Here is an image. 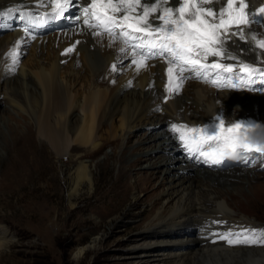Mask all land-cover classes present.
I'll return each mask as SVG.
<instances>
[{"label":"bare ground","instance_id":"1","mask_svg":"<svg viewBox=\"0 0 264 264\" xmlns=\"http://www.w3.org/2000/svg\"><path fill=\"white\" fill-rule=\"evenodd\" d=\"M180 2L140 0L142 6L159 3V8L149 16L154 26L162 23L158 17L164 8L175 9ZM241 2L245 5V21L259 17V26L245 22L228 28V32L235 34L228 36L223 50L234 59L209 56L201 61L208 65L230 64L233 71L198 66L202 73L198 74L187 65L182 66L183 70L176 64L170 65L167 54L149 55L147 48L133 47L139 43L137 40L129 39L125 43L118 35L119 28L114 29L115 39L102 28H89L84 24V8L92 0H74V3L58 0L64 13L76 12L67 24L54 18L53 0H0V99L6 102L10 112L15 109L33 115L35 133L48 139L58 156L70 157L73 153L79 158L80 153L75 149L85 147L94 156L105 144L114 152L118 150L121 175L142 158L163 156L161 162H155L158 166L174 163L176 159L171 155L180 148V136L187 138L189 129L219 123L217 117L224 120L225 126L252 122L256 127L246 133L264 137V90H249L254 79H244L247 70L242 71L238 64L240 61L264 70V47L260 46L264 43V16L259 11L264 8V0H235L234 14L239 12ZM227 4L228 0H209L201 2L200 7L213 9L218 23L220 9ZM136 13L142 15L143 7L132 15ZM117 15L122 17L124 12ZM174 15L178 17L179 13ZM88 16L96 22L91 10ZM69 48L73 50L66 52ZM142 56L147 59L140 66ZM256 73L257 78L264 75V72ZM173 124L178 126L177 131L172 130ZM184 128L187 130L183 131ZM140 130H144L143 143L151 144L140 149L141 156L125 164L130 155L125 149ZM154 142L166 144L158 147ZM137 150L130 152L137 154ZM185 156L188 163L180 164L176 175L188 170L197 180L183 182L172 177L164 185L158 206L146 225L147 229H153L149 236L154 239L143 242L144 250L133 252L132 256L142 258L147 264L152 260L157 264H264V246H227L248 230L250 224L251 228L256 227L253 220L232 212L224 198L223 193L240 194L242 184L238 188L216 190L210 182L214 178L235 179L237 170L222 174L206 168L193 169L197 160ZM230 160L234 161L225 162ZM173 169L164 167L161 172L166 174ZM240 178L245 179L242 183L246 182L248 189L253 186L248 171ZM83 182L92 184V174L80 159L71 195ZM231 189L236 191L230 193ZM165 231L170 233L167 237L170 240L162 239ZM4 236L0 231V239ZM168 240L179 244L165 251L153 244Z\"/></svg>","mask_w":264,"mask_h":264},{"label":"rangeland","instance_id":"2","mask_svg":"<svg viewBox=\"0 0 264 264\" xmlns=\"http://www.w3.org/2000/svg\"><path fill=\"white\" fill-rule=\"evenodd\" d=\"M75 14V11L65 12L59 19L67 24ZM34 120L29 112L15 109L10 112L6 102L0 99V231L5 234L0 239L3 242L0 264H147L132 253L144 250L143 242L154 239L149 236L153 229H147L146 225L158 206L161 190L172 177L183 182L197 180L188 170L176 175L178 166L188 163L181 149L171 155L176 159L172 164L155 165L163 156L142 158L121 175L118 150L114 152L105 144L94 156L86 147L75 149L80 153L79 158L73 153L70 157L58 156L48 139L37 136ZM143 134L144 130L136 131L130 139L125 149L130 155L125 164L141 156V148L150 146L151 143H143ZM251 136L264 139L260 135ZM154 143L158 147L166 144ZM134 148L138 149L137 154L130 152ZM244 158L214 166H203L197 161L193 169L206 168L222 174L237 170L235 179L210 180L212 187L225 190L242 184L240 194L223 193L224 198L232 212L253 220L255 226L261 227L258 231H263L264 156L246 154ZM80 159L92 174V184L81 183L71 195ZM171 166L174 168L171 172H161ZM245 171L252 179L250 189L246 182L242 183L245 179L240 178ZM169 234L163 232L162 239L170 240ZM244 236L259 239L261 233L253 237L248 230ZM169 240L153 244L162 251L179 244Z\"/></svg>","mask_w":264,"mask_h":264},{"label":"snow or ice","instance_id":"3","mask_svg":"<svg viewBox=\"0 0 264 264\" xmlns=\"http://www.w3.org/2000/svg\"><path fill=\"white\" fill-rule=\"evenodd\" d=\"M69 2L74 3V0H69ZM163 2L167 3V0H163ZM201 2H209V0H181L179 6L175 9L164 8L158 17L162 23L154 26L149 22V16L159 8V3L142 6L140 0H118L117 3H114L113 0H92V3L84 8V24L89 28H102L111 39H115L117 35L114 29L119 28L118 35L124 38L125 43L129 39L137 40L139 43L133 45V47L147 48L149 55L167 54L171 58L170 65L176 64L181 67V70H183V65H187L190 69L196 70L198 74H202L199 73V67H204L206 70L215 68L221 69L223 72H232L233 65L215 62L208 65L201 64V61L207 60L209 56H224L228 59H234L235 57L223 50V45L227 42L228 36L235 34L228 32V28L245 22L260 23L261 18L254 17L251 21H245V5L241 2L239 12L234 14L233 4L235 0H228L227 6L220 9V19L217 23L215 20L216 12L213 9L201 8ZM53 6L56 9L54 18H61L64 13L63 6L58 3V0H53ZM139 7H143V14L136 13V15H132ZM89 10H91V17L96 21L95 23L89 19ZM121 11L124 12L122 17L117 15ZM259 11L264 16V8ZM174 13H179V16L176 17ZM225 13H227L228 19H225ZM207 17L213 19L209 20ZM221 29H224V32H221ZM94 34L100 35L102 33L96 32ZM260 46L264 47V43H261ZM72 50V48H69L65 51ZM121 51H124V49L122 48ZM145 59L147 57L142 56L139 62L140 66H143ZM238 64L242 71L247 70L249 73L264 72V70L252 68L240 61H238ZM113 70H115V66H113ZM168 71L171 75L173 71L171 66ZM217 119L219 123L204 129H189V131L201 133L199 139H194L191 144L186 141L184 135H181L180 139L185 142L184 146L191 152L199 150L209 141H215V148H212L209 144V151H200V155L205 158V162L210 159L213 164L222 162L225 151L235 152L238 147L247 151L264 153V145L253 147L247 142V136L241 135L254 129L256 127L254 123L238 122L225 126L223 119L219 117ZM172 130L177 131L178 126L173 124ZM252 235L255 237V232ZM228 242L232 243L231 240ZM241 242L264 245V232L261 233L259 239L249 240L245 238Z\"/></svg>","mask_w":264,"mask_h":264},{"label":"clouds","instance_id":"4","mask_svg":"<svg viewBox=\"0 0 264 264\" xmlns=\"http://www.w3.org/2000/svg\"><path fill=\"white\" fill-rule=\"evenodd\" d=\"M243 78L246 79L247 81L251 80V79H254L253 82L251 83V88L249 90H264V75L261 77V78H257V73H249L248 71L243 75ZM208 126H211V125H207L205 127H199V128H196V129H204ZM193 127V126H192ZM195 129V128H193ZM193 135H201V133H197V132H193L191 131L187 138H186V141L189 143V141L187 140L189 137L193 136ZM243 135H246L247 136V142L250 143L253 147L257 146V145H264V139H256L255 137L254 138H251L253 136L251 135H248L247 133H242V136ZM184 141H181V143H179V147L182 149V152H183V155L184 157L186 158L185 155L186 152H184V149H185V146H184ZM216 146V142L214 141V147L215 148ZM184 147V149H183ZM203 151H206V148H203ZM196 153H199L200 154V150L197 151ZM247 156H260V157H263L264 156V153H258V152H255V151H247V150H244L242 148H237L235 152L233 151H225L224 153V156H223V160L222 162H225L229 159H234L235 161H232V162H238L240 160H238L239 157H245L246 158V155ZM251 154V155H249ZM188 159L190 160H197L199 162V164L204 161L205 162V158L201 155L196 156V157H189L187 155ZM244 158V159H245ZM243 160V159H242ZM231 163V162H230ZM221 164H225V163H221ZM201 165V164H200ZM214 166L216 164H213L211 163V160L209 162H207V165H203V166ZM253 225L250 224L248 226V230H251L252 231V234L253 232H255V234H259V233H262L264 232L263 231H258V229H260L261 227L260 226H256L255 228H251ZM248 230L240 235H237L235 238H234V242L231 244V245H227L229 247H250V246H262V244H255V243H243L241 241L245 240V238H248L249 240L253 239L251 236L250 237H245L244 235L248 232Z\"/></svg>","mask_w":264,"mask_h":264},{"label":"water","instance_id":"5","mask_svg":"<svg viewBox=\"0 0 264 264\" xmlns=\"http://www.w3.org/2000/svg\"><path fill=\"white\" fill-rule=\"evenodd\" d=\"M200 164L201 165H207V162L202 161Z\"/></svg>","mask_w":264,"mask_h":264}]
</instances>
